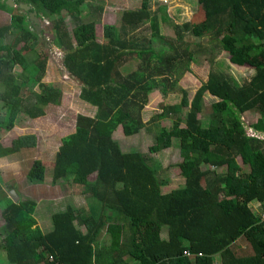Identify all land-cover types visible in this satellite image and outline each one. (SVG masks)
<instances>
[{
    "label": "trees",
    "instance_id": "1",
    "mask_svg": "<svg viewBox=\"0 0 264 264\" xmlns=\"http://www.w3.org/2000/svg\"><path fill=\"white\" fill-rule=\"evenodd\" d=\"M13 1L30 6L39 20L50 19L52 45L61 51L69 76L80 83L79 99L96 109L93 117L76 116L74 132L61 138L52 182L75 167L85 180L83 196L95 200L99 210L94 215L86 208L67 207L52 214L51 230L42 233L34 201L17 193L14 203L0 192V250L8 263L136 264L140 255L148 264H213L215 256L220 264H264V0H197L205 35L254 72L236 86L223 73L211 71L191 100L181 90L178 107L186 109L183 116L174 113L173 106L163 108L172 119V130L159 128L148 152L166 150L176 138L184 180L182 188L166 192L143 155L123 153L112 135L118 127L125 136L138 131L147 95L165 92L154 74L164 75L192 61L197 49L179 50L167 42L160 33L158 11L149 10L148 0L140 8L122 11L105 43L93 34L72 36L61 15L67 13L77 24L95 0ZM0 2L4 6L6 1ZM27 20L28 14H15L0 26V40L12 37L0 43V131L12 130L19 113L30 119L43 116V108L58 105L62 96L60 89L42 81L47 59L39 53L33 57L38 40ZM144 21L149 23L145 29ZM165 22L180 40L183 30ZM130 55L142 63L140 73L122 76L117 67ZM9 61L21 69L20 83L8 72ZM184 68L189 71L187 64ZM29 83L36 84L38 92L25 97L22 86ZM205 93L217 99L211 104L215 126L198 119ZM250 111L258 118L248 135L240 116ZM12 153L11 147H1L0 159ZM236 159L248 171L235 179L221 169L232 167ZM44 174L41 161L34 160L26 180L41 185ZM253 203L261 207L259 216L250 208ZM101 231L104 238L98 240ZM163 231L166 238L161 237Z\"/></svg>",
    "mask_w": 264,
    "mask_h": 264
},
{
    "label": "rangeland",
    "instance_id": "2",
    "mask_svg": "<svg viewBox=\"0 0 264 264\" xmlns=\"http://www.w3.org/2000/svg\"><path fill=\"white\" fill-rule=\"evenodd\" d=\"M142 1L95 0L88 6L91 11L85 8L83 13L81 12V21L77 24L67 13L62 12L61 15L65 27L72 36L80 33L84 36L93 34L96 41L105 43L113 36L122 11L140 8ZM148 2L149 10L158 11L160 33L166 41L171 43L174 48L179 47V50L187 47L189 50L197 49L198 52L195 53L192 61L182 62L180 66L175 67L169 73L165 72L164 75L155 73L153 76L155 83L164 85L165 92L161 93L155 90L147 95V102L144 103L138 117L141 126L135 134L125 136L121 127H118L112 138L123 153L138 152L143 155L148 165L154 169L156 177L163 182L161 191L166 192L182 188L184 180L178 168L181 158L179 142L176 138H172L170 148L155 154L148 152V147L153 144L154 136L159 128L164 127L166 130H172V119L163 112V108L173 106L175 107L173 112L183 116L186 109L178 107L181 101V90H185L188 99L191 100L195 91L211 71L223 73L232 80L234 85L240 86L253 75L254 70L221 51L219 41L211 40L205 35L204 13L197 0H148ZM15 14L28 13L21 10L18 5L11 7L5 2V5L2 6L0 2V26L7 25L11 15ZM39 21L41 29L34 31V37L37 38L38 44L33 57L39 53L47 59L42 81L60 89L62 96L58 105L50 104L43 108V116L30 119L24 113H19L12 130L0 131V148L11 147L13 150L10 156L0 159V192L6 193L13 189L22 199L34 201L36 203L34 213L36 225L42 233H46L52 228V214L64 211L67 207L86 208L94 215L99 210V205L95 200H88L83 196L82 189L85 180L75 167L69 170L66 177L52 182L54 156L60 146L61 138L74 132L76 116L93 117L96 109L79 99L80 83L69 76L62 65L61 51L52 45L53 35L50 19ZM165 21L173 22L174 25H177L178 30H183V37L180 40H175L174 32ZM28 23L32 26L29 21ZM147 27H149V23L144 21L143 28ZM185 27L188 29L185 30ZM14 33L13 31L11 36ZM11 38L6 37L0 40V43H8ZM29 57L31 56L29 55ZM141 64L136 56L130 55L117 68L122 76H127L131 73H140ZM185 64L188 65L189 71L185 70ZM7 69L17 82L20 83L23 80L21 69L13 62H8ZM22 91L25 97L31 96L32 92H38V87L34 83L24 84ZM216 100L207 93L203 95L202 111L198 115L202 125L215 126L216 119L211 112V104ZM2 112L0 102V113ZM257 118L256 111L246 112L240 116L248 135L253 134L250 125ZM34 160H40L45 168L44 181L41 185L30 184L26 180L27 171ZM202 168L204 169L205 166ZM221 171L236 179L238 174L246 173L248 169L241 165L240 159H236L232 167L222 168ZM254 210L259 212L255 213L257 216L261 214V209L258 207H253ZM0 225H2L1 217ZM163 236L166 237V232H163ZM3 237L4 231L0 229V243ZM103 238L104 232L101 231L98 240ZM0 264H9L2 250H0ZM136 264H148V262L139 255ZM213 264H220L219 256L213 258Z\"/></svg>",
    "mask_w": 264,
    "mask_h": 264
},
{
    "label": "water",
    "instance_id": "3",
    "mask_svg": "<svg viewBox=\"0 0 264 264\" xmlns=\"http://www.w3.org/2000/svg\"><path fill=\"white\" fill-rule=\"evenodd\" d=\"M5 1H6V5L11 6V7L15 6V3L13 0H5ZM18 7L24 12H28V21L31 23V25L36 31H40L41 29L40 21L36 15V12L33 10L30 11V6H28L27 4H18ZM6 193H7L8 198H10L14 203L18 201L19 196L14 190L11 189L7 191Z\"/></svg>",
    "mask_w": 264,
    "mask_h": 264
},
{
    "label": "crops",
    "instance_id": "4",
    "mask_svg": "<svg viewBox=\"0 0 264 264\" xmlns=\"http://www.w3.org/2000/svg\"><path fill=\"white\" fill-rule=\"evenodd\" d=\"M1 159H2V158H1ZM12 190H13V189H12ZM14 191H15V190H14ZM15 192H16V191H15ZM253 204H254V206H253ZM253 204L250 205V208H251V210H252L253 213H256V212H258V211H255L256 209L253 211V207H256V208L258 207L259 209H261V207L259 206L258 203H253ZM261 211H262V210H261ZM258 213H259V212H258ZM163 232H166V231H163ZM163 232H162V234H161V237H162V238H166L165 236H163ZM213 258H214V257H213Z\"/></svg>",
    "mask_w": 264,
    "mask_h": 264
},
{
    "label": "built area",
    "instance_id": "5",
    "mask_svg": "<svg viewBox=\"0 0 264 264\" xmlns=\"http://www.w3.org/2000/svg\"><path fill=\"white\" fill-rule=\"evenodd\" d=\"M183 255H185V256H188V257H190V256H191V255H190V253H189V252H187V251H184V252H183ZM198 256H201V255L199 254Z\"/></svg>",
    "mask_w": 264,
    "mask_h": 264
}]
</instances>
